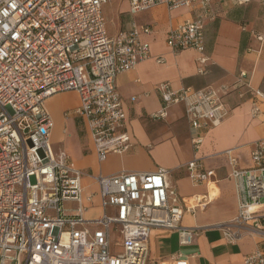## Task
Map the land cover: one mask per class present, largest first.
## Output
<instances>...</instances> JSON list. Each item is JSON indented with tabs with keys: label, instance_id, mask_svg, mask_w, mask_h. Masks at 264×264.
I'll list each match as a JSON object with an SVG mask.
<instances>
[{
	"label": "built area",
	"instance_id": "2783aa9c",
	"mask_svg": "<svg viewBox=\"0 0 264 264\" xmlns=\"http://www.w3.org/2000/svg\"><path fill=\"white\" fill-rule=\"evenodd\" d=\"M110 1L0 0V264H189L182 253L168 261L149 259L154 229L176 230L182 245L191 243L198 229L180 224L194 205L169 185L166 168L92 175L97 191L84 196L83 171L66 150L54 151L50 144L54 122L45 101L58 92L75 91L79 103L73 113L85 119L98 161L131 145L115 80L150 58V44L141 35L152 29L133 23L110 36L101 12ZM214 1L225 0H129V6L131 12L161 4L199 9L170 28L166 43L173 52L194 49L203 63L204 29ZM254 36L264 45V27ZM233 86L239 98L251 101V116L264 125V91L251 87L246 70L238 72L234 84L218 87L172 89L168 81L155 85L161 107L150 118H164L170 105H183L194 150L186 167L195 183L207 182L213 174L195 153L206 131L228 116L231 107L222 97ZM231 152L224 151L237 211L218 227L233 243L247 226H264V134L252 143L250 166L238 167ZM95 196L101 212L87 217ZM111 226L118 233L115 241ZM243 262L264 264V251L245 254Z\"/></svg>",
	"mask_w": 264,
	"mask_h": 264
},
{
	"label": "crops",
	"instance_id": "0c3cea01",
	"mask_svg": "<svg viewBox=\"0 0 264 264\" xmlns=\"http://www.w3.org/2000/svg\"><path fill=\"white\" fill-rule=\"evenodd\" d=\"M211 11L212 17L204 29L206 60L201 63L197 58L202 55L194 49L173 52L166 43L170 28L193 18L199 9L187 6L169 9L161 4L131 12L129 0H112L102 6L110 36L130 28L133 23L149 25L152 29L151 33L141 35L150 44V58L119 73L115 80L130 134L131 145L127 150L108 153L103 161H98L85 119L73 113L79 103L78 94L70 91V105L55 99L57 95L47 100L54 122L50 139L59 141L58 147L52 148L66 150L73 165L83 171L84 196L97 191L92 175L154 171L164 167L168 170L169 185L192 201L194 211L184 212L180 219L182 226L198 227L192 242L180 244L176 230L154 229L149 239V259L153 262L168 261L182 253L188 257L189 264H244L245 254L255 249L264 251V226L261 229L247 226L241 239L233 243L225 240L218 227L237 211L235 185L224 151L231 149L238 167H248L252 143L264 134V125L251 116V101L239 98L235 86L223 95L231 110L220 124L206 131L203 144L195 153L201 157L204 168L213 171L210 180L202 183L193 182L186 167L194 157V150L183 105H170L167 115L156 119L160 122L148 119L161 107L155 85L163 81H168L172 89L218 87L222 83L234 84L238 72L246 70L251 87L264 91V45L254 36V32L264 27V5L258 0L244 4L233 0L214 1ZM157 57L163 61H156ZM132 96L135 98L131 99ZM260 106L264 108V103ZM92 204L94 207L85 212L87 217L101 212L98 196Z\"/></svg>",
	"mask_w": 264,
	"mask_h": 264
},
{
	"label": "rangeland",
	"instance_id": "374dc122",
	"mask_svg": "<svg viewBox=\"0 0 264 264\" xmlns=\"http://www.w3.org/2000/svg\"><path fill=\"white\" fill-rule=\"evenodd\" d=\"M75 92V91H74ZM54 95H57V97H55V99H57V100H62V102H64L65 104H67V105H70V91H62V92H58V93H56V94H54ZM51 97V96H50ZM49 97V98H50ZM48 100V99H47ZM47 100L45 101V106H46V108H47V110L49 111V113H50V115H51V117H53L52 116V114H51V111L49 110V108L47 107ZM69 108V107H68ZM53 119V118H52ZM148 119H150V120H152V121H154L155 123L156 122H160V121H162V120H153L152 118H150L149 116H148ZM182 130V129H181ZM51 140V139H50ZM59 143V141H56V142H54L53 140H51L50 141V144H51V146H55L56 148L58 147V144ZM71 153V152H70ZM30 180L31 181H34V177L32 176V177H30ZM117 237H118V233L117 232H115L114 231V229H113V226H111V240L112 241H115L116 239H117Z\"/></svg>",
	"mask_w": 264,
	"mask_h": 264
}]
</instances>
